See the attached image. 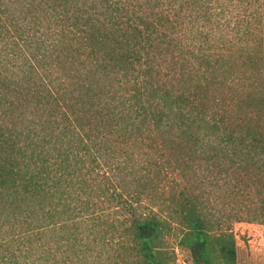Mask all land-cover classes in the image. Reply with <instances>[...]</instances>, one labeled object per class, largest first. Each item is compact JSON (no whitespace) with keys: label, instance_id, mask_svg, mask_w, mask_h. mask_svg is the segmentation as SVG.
I'll use <instances>...</instances> for the list:
<instances>
[{"label":"trees","instance_id":"obj_1","mask_svg":"<svg viewBox=\"0 0 264 264\" xmlns=\"http://www.w3.org/2000/svg\"><path fill=\"white\" fill-rule=\"evenodd\" d=\"M237 206L264 0H0V264H235Z\"/></svg>","mask_w":264,"mask_h":264},{"label":"rangeland","instance_id":"obj_2","mask_svg":"<svg viewBox=\"0 0 264 264\" xmlns=\"http://www.w3.org/2000/svg\"><path fill=\"white\" fill-rule=\"evenodd\" d=\"M233 213L243 217V221L232 225L235 264H264V217L257 215L251 206L250 208L237 206ZM174 252L176 264H193L188 251L175 248Z\"/></svg>","mask_w":264,"mask_h":264}]
</instances>
